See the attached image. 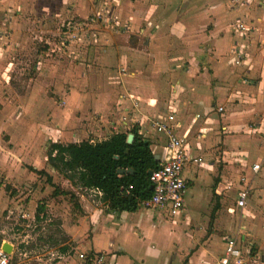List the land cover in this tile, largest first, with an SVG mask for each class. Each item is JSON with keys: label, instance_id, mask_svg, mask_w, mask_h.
Masks as SVG:
<instances>
[{"label": "crops", "instance_id": "1", "mask_svg": "<svg viewBox=\"0 0 264 264\" xmlns=\"http://www.w3.org/2000/svg\"><path fill=\"white\" fill-rule=\"evenodd\" d=\"M60 3L70 4L61 5L62 13H57L63 16L66 10L65 16H71L67 25H82L97 15L104 24L93 23L92 31L89 28L80 35L76 25L74 41L68 39V32L66 45L45 46L42 65L38 64L40 84L30 89L26 97H40L33 106H38L46 137H35L37 156H30L33 164L25 165L26 170L20 173L33 174L28 169L33 167L52 177L51 171L44 169L48 163L45 146L42 158L38 157L45 138L48 145L95 143L116 133L115 126L130 134L121 123L127 114L135 116L137 125L134 123L132 129H137L138 135L149 142L159 162L168 159L170 153L166 138L155 133L149 121L164 120L173 114L176 133L187 139L188 153L200 159L198 163H189L183 173L187 192L181 217L168 218L156 210L142 208L115 212L93 191L101 208L83 196L79 201L84 216L78 217L76 226L81 235H89L87 241L78 244L84 250L73 249L74 256L66 252L67 247L61 248V252L81 264L79 253L101 258L98 264H163L157 255L173 248V242L183 244L186 240L180 232L174 234L172 228L179 230L180 223L186 228L192 222L202 224L210 233L222 197L228 196L234 199L242 219H247L246 224L255 219L264 223V166L257 174L250 170L251 164L264 159V0ZM239 26L244 31H239ZM52 30L58 35L55 27ZM44 42L49 46L50 38H44ZM53 53L54 57L50 55ZM238 54L245 58L240 64L235 62ZM47 89H51L50 95L46 94ZM36 163L41 164L40 169ZM238 189L248 191L246 205L241 209L236 205ZM214 207L217 208L213 212ZM42 212L38 216L34 212L36 219L41 218ZM259 212L262 217H258ZM62 228L71 240L79 243L77 232L64 225ZM242 229L217 242L221 254L215 264L228 239L236 241L244 264L247 263L253 244L246 243L249 235L242 234ZM158 239L164 244H159ZM152 243L158 250L151 247ZM4 244L13 250L14 245L6 240H2L0 248ZM215 248L211 252L213 257L218 249ZM140 251L146 252L150 260L139 258ZM193 258L189 257L188 264H205L202 255Z\"/></svg>", "mask_w": 264, "mask_h": 264}, {"label": "rangeland", "instance_id": "2", "mask_svg": "<svg viewBox=\"0 0 264 264\" xmlns=\"http://www.w3.org/2000/svg\"><path fill=\"white\" fill-rule=\"evenodd\" d=\"M61 5L70 4L60 3V0H46V2L0 0V243L6 240L26 255L19 256L18 263L81 264L75 257L68 259V254L62 255L61 248L67 247L66 252L74 256L72 250L83 251L84 249L78 244L89 239L88 233L84 232L81 235V230L76 226L78 217L84 216L79 204L81 196L101 208V203L93 191L68 182L61 173L56 174L48 163L45 164L44 169L51 171L54 184L60 190L75 194L76 200L69 195L53 196L54 189L48 185L46 176L20 173L22 169L26 170L25 165L33 164L32 160L29 161V157L38 153L35 137L40 136L39 139L42 140L45 136L41 125L43 121L39 119L37 112L38 106H33L34 100L38 103L40 97L38 95L30 96L28 99L26 97L30 89L37 88L40 84L38 74L42 65L41 54L45 52V46L54 48L57 45H59L57 47L64 45L68 31L76 34L78 29L76 25H79L80 35L89 28L92 31L93 23L103 22L99 15L91 16L87 20L89 25L76 22L68 30V18L70 19L71 16H65L66 10L63 16L57 14L62 13ZM47 21L49 23L45 25ZM52 27H55L58 35L53 32ZM72 29H76L75 33ZM126 31L127 29H123V33H127ZM63 33L67 34L63 35ZM44 38H50L49 46L44 42ZM50 55L54 57L55 53ZM38 64L41 65L38 66ZM51 89H47V95L51 94ZM44 146L48 148L46 138L40 145L38 157L42 158ZM23 157L28 160H22ZM35 166L41 168L40 163H36ZM9 173L10 176H8ZM75 203H78V207ZM37 207H43V212L41 218L36 219L35 223L19 217L21 210L35 214ZM230 208L233 211L228 210ZM242 216V213L235 209L232 197H222L221 207L210 233L202 224L194 225L191 222L184 228V225L180 223L179 230L173 227L171 231L180 232L186 240L183 244L178 241L173 242V248L164 254L161 252L160 256L158 254V259L161 258L163 264H188L189 257L196 259L202 255L205 264H215L221 254V248L217 242L226 238L227 235H235L240 228H243L242 234L249 235L246 243L248 241L253 244L246 264H264V223H258V219H255L254 223L246 224L247 219H242ZM262 216L259 212L258 217ZM62 225L66 228L71 227L77 232L79 236L76 235L78 237L76 240L79 243L65 234ZM158 243L164 244L162 241ZM167 243L171 244V241ZM151 247L158 250L154 243ZM213 248L217 249L214 257L211 256ZM129 250L133 252L132 249L129 248ZM137 256L146 262L150 260L144 251L137 252Z\"/></svg>", "mask_w": 264, "mask_h": 264}, {"label": "trees", "instance_id": "3", "mask_svg": "<svg viewBox=\"0 0 264 264\" xmlns=\"http://www.w3.org/2000/svg\"><path fill=\"white\" fill-rule=\"evenodd\" d=\"M130 133L134 136L131 143H127L129 133L125 132L114 133L95 143H50L47 162L72 184L100 190L101 200L109 210L135 212L139 202L151 194L149 172L159 166V161L150 150L149 142L138 135L137 129H131ZM28 169L39 176H46L48 185L54 189L53 196L69 195L76 200L73 193L60 190L44 170ZM120 169H131L132 173L119 174ZM129 186L131 189L126 193ZM75 204L78 207V203ZM42 210V207H37V216Z\"/></svg>", "mask_w": 264, "mask_h": 264}, {"label": "built area", "instance_id": "4", "mask_svg": "<svg viewBox=\"0 0 264 264\" xmlns=\"http://www.w3.org/2000/svg\"><path fill=\"white\" fill-rule=\"evenodd\" d=\"M92 20V19H90ZM87 25L90 23L85 21ZM72 24L67 25V29L70 30ZM239 31H244L243 26H239ZM69 32V31H68ZM67 34V33H65ZM68 39L74 41L76 34H68ZM245 60L242 54H238L235 62L237 64L242 63ZM136 106V105H135ZM221 110V109H220ZM124 115L121 118V123L131 131L133 124L137 125L134 115ZM173 114L168 115L164 120H151L149 125L151 129L161 134L166 138L167 149L170 156L168 159L159 162V166L150 172V196L141 200L138 204V208L156 210L157 212L165 215L168 218H179L185 211V196L187 192V181L183 176L184 170L189 163L200 162L199 158L191 156L186 147L187 139L179 136L173 125ZM123 128V127H122ZM115 132H121L120 127L114 128ZM264 166V159L260 162H256L250 165V170L253 174H257ZM245 178H241L244 181ZM131 189L129 186L125 190L126 193ZM102 196V192L98 189H91ZM236 205L238 208H243L246 205V199L248 191L246 189H238L236 191ZM19 217L23 220L35 223L36 217L34 214H30L27 211L21 210ZM64 255V254H62ZM19 256H26L20 252L18 248L14 247L12 251L6 252L0 248V264H25L24 262L18 263ZM77 257L83 264H95L99 263L101 258L97 256L85 255L83 253L77 254ZM217 264H244V255L236 245L234 239H228L225 244L223 255L218 259Z\"/></svg>", "mask_w": 264, "mask_h": 264}, {"label": "water", "instance_id": "5", "mask_svg": "<svg viewBox=\"0 0 264 264\" xmlns=\"http://www.w3.org/2000/svg\"><path fill=\"white\" fill-rule=\"evenodd\" d=\"M133 134H128V137H127V143H131L132 142V140H133ZM155 159H157V157H155ZM118 173L119 174H126V173H132V170L131 169H120V170H118ZM149 174H150V172H149ZM2 249L4 250V251H6V252H9L10 251V245L9 244H4L3 246H2Z\"/></svg>", "mask_w": 264, "mask_h": 264}]
</instances>
